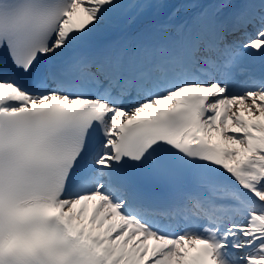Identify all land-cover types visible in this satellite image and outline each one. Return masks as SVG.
<instances>
[{"label": "snow or ice", "instance_id": "1", "mask_svg": "<svg viewBox=\"0 0 264 264\" xmlns=\"http://www.w3.org/2000/svg\"><path fill=\"white\" fill-rule=\"evenodd\" d=\"M0 264H264V0H0Z\"/></svg>", "mask_w": 264, "mask_h": 264}]
</instances>
